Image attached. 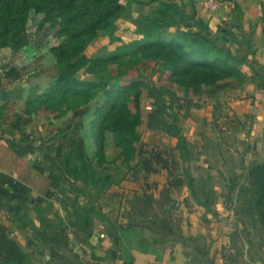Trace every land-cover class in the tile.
I'll list each match as a JSON object with an SVG mask.
<instances>
[{
  "label": "trees",
  "instance_id": "obj_1",
  "mask_svg": "<svg viewBox=\"0 0 264 264\" xmlns=\"http://www.w3.org/2000/svg\"><path fill=\"white\" fill-rule=\"evenodd\" d=\"M122 1L0 0V49H18L26 44L22 34L25 32L28 15L31 12L43 15L44 23L55 26L59 24L57 33L63 39L59 45L51 49L58 71L55 80L45 89L39 85L30 87L27 98L23 101L22 111L14 126L19 133L22 132L20 142H26L31 138L23 127H28L31 117L43 109L57 112L60 116L71 112L73 117L81 118L77 124L78 130L83 126L85 128L82 121L90 113L92 115L90 127L100 157L97 166L107 163L104 153L100 150L106 133L113 134L115 146L119 149L117 160L123 165L129 167L132 165L147 175L157 173L154 162L169 171L171 177H175L171 169L177 170L178 159L183 163H197L206 159L209 167L219 174V179L227 183L229 193L222 198L233 201L234 187L241 185L240 188L246 189L247 206L236 207V219L243 225V229L234 235L249 236L247 232L254 226H260L264 231V162L253 161L246 165L244 157L232 150L227 132L221 135L220 142L203 136L200 148L193 145L183 135L179 113L171 106H165L164 98L155 89L150 88L149 95L154 99V110L147 116V128L176 139L177 145L174 150L179 156H176L174 151L171 152L168 162L163 158L162 152H151L150 157H146V152L141 150L139 162L133 165L132 156L137 150L134 144L140 141L136 128L140 125L141 118L136 114V121L133 124L130 121L134 111H140L144 83L137 80L127 85L115 84L117 77L127 76L133 64L142 60L162 66L170 73L169 82L181 89L205 87L222 91L226 88L224 84L226 81L243 77L240 65L248 63L249 56L238 58L219 46L218 39L208 35L207 25L196 18L195 8L188 14L185 4H179L182 0H150L147 3L136 2L139 6L157 5L149 15H139L136 20V34L142 36L141 40L125 45L113 54L88 58L85 52L89 45L101 35L111 32L117 21L127 13L130 6L123 4ZM262 22L264 23V16ZM181 26L188 31L168 36V30ZM183 37H192V49H187ZM252 66L264 83L262 67L254 63ZM113 67L117 75L111 74L110 68ZM81 71L86 75L95 76L96 79H82L79 76ZM99 71L103 74L97 78ZM22 78L23 74L18 68H10L4 73V79L11 83ZM7 98L8 92L0 95V100L5 101L0 106V115L6 108ZM10 133L14 135L13 132ZM7 142L18 156L25 157L29 153L19 143L11 140ZM86 148L83 140L79 139L77 157L69 153L67 159L61 162L66 177L91 183L94 187L112 180L110 176H105L103 182L98 179L93 165L87 162ZM62 149L60 147V150ZM73 158H77L76 161ZM33 167L43 174L46 172L38 165ZM48 179L51 182V190L47 198H51L52 191L59 187L58 183L64 179L60 174H50ZM170 183L171 186L177 187L186 184L190 191L189 199L198 207L211 210L218 202L219 194L216 189L220 187L221 182L215 177L188 175L186 179L175 177V181ZM148 200V206L152 207L151 199ZM32 201L31 189L14 179L0 175V208L10 215L14 213L10 218L14 226L20 224L18 226H21L20 229L26 227L27 224L21 214ZM189 201L187 200V203ZM41 204L42 200L37 198L33 204L36 212H39ZM86 210L87 224L82 225L83 231L95 225L92 218L88 219L91 216H88L89 210ZM107 232L115 246V250L111 252L112 258L123 264H134L132 244L142 243L141 233L130 226ZM13 233L11 228L0 225V264H31L30 256L14 240ZM232 257L231 254L223 256L224 264H234Z\"/></svg>",
  "mask_w": 264,
  "mask_h": 264
},
{
  "label": "rangeland",
  "instance_id": "obj_2",
  "mask_svg": "<svg viewBox=\"0 0 264 264\" xmlns=\"http://www.w3.org/2000/svg\"><path fill=\"white\" fill-rule=\"evenodd\" d=\"M149 1L123 0V4L130 6L127 13L117 21L111 32L101 35L90 46L87 55L91 58L107 56L115 53L125 45L141 40L142 37L137 36L130 23L132 20L139 18L140 13L143 12L142 7L136 2L147 3ZM217 2L225 3L223 0H218ZM231 2L233 6L230 12V20L216 25L214 32L209 30L208 33L213 34L212 36L218 39L219 46H222L232 54L234 53L233 55L238 58H242L246 56L248 51L253 52L255 50L254 47L264 46V35L261 34L263 38H256L254 40L256 44L254 45L252 40L245 36L244 32H250V29H252L250 26L252 25L247 24L243 17L245 8H251L252 1L231 0ZM181 3L185 4L188 14L193 12V8H195L193 0L179 1V4ZM213 3L214 5L216 4V2ZM261 5V17L259 20L262 22L264 16L263 2ZM27 21L25 32L22 34L26 44L18 49H0V95L3 92H8L6 108L0 115V139L4 138L5 141L11 140L17 144L19 143L25 150L29 151L27 155H30L29 163L32 167L38 165L46 171L43 174L33 167L38 172L37 185L40 188L37 187L39 191L34 193L33 199L35 201L32 202L35 203L37 198H40L42 204L39 205V212L35 211V205L33 204H29L23 210L21 216L27 225L23 228V232L13 235L14 240L24 252L32 251L35 248L34 246L39 243V238H35L34 233L42 231L43 225L46 223L47 226L54 228L55 231H57L56 227L58 229H63L65 226L72 228V230L69 229L71 233L69 231L56 234L62 244L61 248L59 245L58 248H54L58 256L64 257L62 250L66 248L71 250L79 248L81 256L86 255L89 257L88 250L90 251V248H86V245L91 244L93 249L98 252V255L92 257L94 259L87 260L84 258L82 259L83 262L78 264H113L115 260L112 258L111 252L115 250V246L113 242L108 245L104 243L105 239L101 238L103 234L101 224L109 231L127 228L131 224L151 227L153 225L150 224V220L156 217L154 214H161L165 210V205L172 209L175 216H179L183 208L191 210L198 207L191 199L183 198V195L188 190L186 184L183 187L171 186L170 182H174L175 177L186 179L188 175L198 176L199 174L206 178L215 177L217 181L221 182L219 184L220 187L216 189L219 196L222 197L229 193V188L226 187L227 183L219 179V174L210 167H204L201 164L183 163L178 159L177 170L171 169L175 177H171L169 171L162 169L156 162H154V166L157 168V173L150 175L133 168L132 165L130 167L123 165L120 160H117L119 149L115 146L114 137L111 133L105 134L103 145L100 147V150L106 156L107 163L97 166V160L100 157L97 154V145L90 127V122L92 121L90 113L82 121L85 123V128L83 126L82 129L78 130L77 124L82 120L81 118L73 117L71 112L60 116L57 112L43 109L35 114V118L28 125L32 138L26 142H20L22 138L20 134L22 132L19 133V131L14 129V126L17 117L22 111L23 101L27 98L30 87L39 85L42 89H45L55 80L58 71L51 49L63 41L57 33L59 24L55 26L44 23L43 15L31 12ZM187 31L188 29L181 26L172 28L167 32L168 36H174ZM193 31H197V29H193ZM191 38H182L188 50L193 48ZM220 56L225 58L223 55ZM249 61L251 65L252 63L260 65L264 70V64ZM249 61L240 65L243 77L226 81L224 83L226 88L222 91L205 87L189 90L181 89L169 82L170 73L165 71L162 66L155 62L142 60H138L133 64L127 76L123 78L117 77L115 80L116 85H127L137 80H142L144 83L141 91L140 111L135 112L133 110L134 114L130 121L133 124L136 121V114H139L141 122L136 131L140 136V141L134 144L137 150L132 156L133 165L139 162L141 150L146 152V157H150L151 152H162L163 158L168 162H170L171 152L174 151V154L179 156L178 152L174 150L177 145L176 139L168 137L162 132L151 131L147 128V116L154 110V99L149 95L150 88L155 89L164 98L165 106H171L175 112H178L183 117L180 119L183 131L182 125H186V121L183 120L184 112L190 110L189 107L194 104L193 101L206 103L209 102L207 99L211 100V98L219 102L227 99L231 101L252 99L253 101L254 94L264 89V86L256 78L259 73H257L254 66L250 67ZM10 68H18L22 72L23 78L12 83L5 80L4 73ZM110 72L113 75H117L114 67L110 68ZM102 74V71H99L97 78H100ZM254 74L257 75L255 76ZM79 76L83 77V79H96L95 76L86 75L83 71H81ZM115 84L113 83V85ZM188 99L193 101L191 100L189 103L186 101ZM4 103L5 101L0 100V106ZM131 107L133 109V102H131ZM28 127L24 126L23 128L27 130ZM185 129L187 134L190 133L191 129L189 126H186ZM10 132H13L14 135H11ZM79 139L83 140L87 147V162L93 165L98 179L103 182L105 176H110L112 180L110 179L108 182H103L98 187H94L91 183L87 184L77 181L75 178L66 177L62 170L61 162L67 159L69 153H73L74 156L77 155ZM60 147L63 149L60 150ZM50 174H60L64 180L59 182V187L52 191V197L47 198V194L51 190V182L47 179ZM240 186L234 187L233 201L223 198L225 204L222 206L228 212L225 211L222 222L229 225L225 226L230 229L228 237L234 250V254H231L233 262L234 264H264V231L260 226L252 227L247 232L249 236L244 234L242 236L234 235L243 229V225L238 220V222L234 221V218L237 217L236 207L247 206L246 189L240 188ZM149 198L151 199L152 207L148 206ZM187 200L190 201L187 203ZM216 208L217 204L208 212L213 213ZM86 209L89 210L88 216H91L88 219L92 218L91 220L95 222V225L83 231L82 225L87 224ZM12 216H14L13 212L10 215L6 210L0 208V224L4 221L10 226L12 224L10 222ZM218 222L220 221L218 220ZM92 241L94 245L91 243ZM71 242L77 246H70ZM33 243L36 245L33 246ZM37 255H39L38 252L32 255L31 264H40L39 262L41 261L37 259ZM40 256L44 257L45 253ZM62 261L60 264L65 263L64 260ZM72 264L77 263L73 262Z\"/></svg>",
  "mask_w": 264,
  "mask_h": 264
},
{
  "label": "crops",
  "instance_id": "obj_3",
  "mask_svg": "<svg viewBox=\"0 0 264 264\" xmlns=\"http://www.w3.org/2000/svg\"><path fill=\"white\" fill-rule=\"evenodd\" d=\"M217 1L193 0V5L197 13L196 18L202 20L210 32H214L216 25L230 20L233 3L231 1L225 3ZM251 1V8H245L243 19L247 24L252 25L250 26L252 27L250 32L244 33L245 36H248L252 40V44L254 45L256 44L254 43L256 38L264 37H262L264 35V24L259 20L261 17V4L262 2L264 4V0ZM213 2H216V4L214 5ZM141 7L143 12L140 15L145 16L157 8V5H144ZM148 8L150 10H146ZM136 20L138 18L132 20L130 23L134 32L137 29ZM208 35L211 36L213 34L208 33ZM98 39L99 37L87 48L85 56L88 58H91L87 55L88 49ZM254 49L253 52L248 51L246 54L249 56L248 61L251 60V62L254 61L255 63L259 62L264 64V46H256ZM249 65L252 67L251 63ZM256 78L264 86L260 77L258 76ZM191 100L188 99L186 101L190 103ZM207 101L209 102L201 103L193 101L194 104L189 107L190 110L184 112L183 120L186 121V125H182V127L187 140L200 148L203 136L210 138L214 142H220L221 135L227 132L232 150L236 154L244 157L246 165H249L253 161L264 162V104H255L252 99H243L241 101L227 99L226 101L219 102L211 98V100L207 99ZM253 111L255 112L252 113ZM35 116L33 115L31 120ZM182 118L180 116V119ZM215 118L217 119L216 121ZM186 126H189L191 129L188 134L185 129ZM26 131L27 134H30L29 127ZM29 157L30 155L25 157L18 156L4 138L0 139V175H5L24 184L32 190L34 196V193L38 192V188H40L37 185L39 177L36 169H33L29 163ZM191 164H201L204 167H209L206 159ZM220 197L217 202V208L213 213L210 212L212 215L208 212L209 210L197 207L191 210L183 208L180 211V215L175 216L172 209L165 205V210L161 214H154L156 217L150 220V224L153 226L131 224L130 227L138 230L142 235V243L134 242L132 244L134 264H224L223 256L227 253L234 254V250L231 247V241L228 237V231L230 229L226 226L229 225L222 222L226 209L224 210V207H222L225 201ZM183 198H190L189 189L183 195ZM33 201L35 200L33 199ZM236 218H234V221L238 222ZM0 225L11 228L14 231L13 235H18L24 231L20 229L21 226L18 227L20 224L16 226L11 224L8 226L7 222L3 221ZM44 226L42 231L34 233L35 238H39V243L37 245L33 243V246H36H34L35 248L32 251H25L30 258L38 252L37 259H40V264H60L63 262L62 260L65 261L64 264H72L73 262L78 264L83 262L82 259L84 258L87 260L94 259L92 257L98 255V252L93 249V246L87 244L86 248H90V251L88 250L89 257L86 255L81 256L79 248L74 250L66 248L62 250V254L65 256H58L54 248H58L59 246L61 248L62 244L56 234L58 232L69 231L71 233L72 228L65 226L63 229H58L56 227L57 231H55L54 228H50L46 223ZM101 228L103 233L101 238L105 239L104 243L106 245L112 244L113 240L109 237L107 228L102 224ZM91 243L93 244V241ZM70 244L72 247L76 245L73 242ZM42 253H45L44 257L40 256ZM113 264L123 263L115 261Z\"/></svg>",
  "mask_w": 264,
  "mask_h": 264
},
{
  "label": "built area",
  "instance_id": "obj_4",
  "mask_svg": "<svg viewBox=\"0 0 264 264\" xmlns=\"http://www.w3.org/2000/svg\"><path fill=\"white\" fill-rule=\"evenodd\" d=\"M253 101L258 105L264 104V89L259 90L256 94H254Z\"/></svg>",
  "mask_w": 264,
  "mask_h": 264
}]
</instances>
